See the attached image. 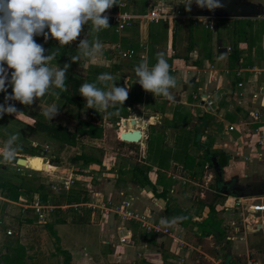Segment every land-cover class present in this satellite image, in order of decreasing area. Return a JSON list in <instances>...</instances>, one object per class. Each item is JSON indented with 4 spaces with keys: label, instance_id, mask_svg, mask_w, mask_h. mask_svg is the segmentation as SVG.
I'll return each instance as SVG.
<instances>
[{
    "label": "crops",
    "instance_id": "obj_1",
    "mask_svg": "<svg viewBox=\"0 0 264 264\" xmlns=\"http://www.w3.org/2000/svg\"><path fill=\"white\" fill-rule=\"evenodd\" d=\"M136 1L137 0H122V2L126 4L125 8L132 5L135 6L138 2ZM154 1L156 0H153L152 2ZM149 5L150 4L145 5L146 9ZM179 6L180 5H178L177 3V6H175V10L178 8L182 9L183 11L182 5L181 7ZM134 8H136V6ZM177 18H180L179 33L174 39L173 45H171V32L174 20L170 24L166 23V31L164 32L165 38L163 37L164 41H162L160 38L154 41V43L149 44V36L151 32L153 33V31L147 30L148 24L146 23L138 24L136 27H133L136 32L135 30L134 32L132 31L135 37H140L139 45L141 47L136 51V57H133V61H136L137 63H135L137 65L141 62L142 58H151L152 50H154L157 52L165 53L168 63L173 66L174 69L170 72V74L177 80L176 87L170 90L172 96L174 97L173 100L169 101L162 96L154 97L152 93L143 90L142 87L136 82L137 77L134 69L129 68L125 72L123 69H118L115 72L111 71V73L115 74L113 76L117 79L115 82L117 86H127L129 88L128 101L124 102L126 106L125 110H127L125 111L126 115H121L126 117L120 116L118 118L119 122L122 119V126H124L123 122L126 124L127 121H125V119H129L130 117H134L139 119V121H142V127H137L141 130L142 136L140 137L139 141L135 143H139L142 145L144 144L141 152L143 153V157H145L146 159L145 163L149 165V179L153 180L158 172H163L168 186V190L165 194L164 199H154L155 197L151 199L152 192H147V188L141 191L143 192V194L140 193V195L142 196L139 198L135 197V195H133L132 193H129L131 196H134L133 205L136 208H143L145 206L152 207L154 213L158 214H160L164 210V208L169 205L180 209L185 215V221L183 222V224H179V226L175 224L171 225L177 226V231L179 233L178 237L182 240L183 245H176L166 235L141 234V236H138L133 231L134 235H132L131 242L124 245V248L125 246H127V249L123 251L122 246H120V251L122 250V252L124 253L123 255L121 254V256L118 258H125L127 255L128 258L131 257L133 261H135V258L138 259L137 261L143 260L144 264H174L177 260V257L180 255L183 257L182 264H246L248 260H250L252 264H264V221H261L260 219V216L262 217L264 216V214H253V217L250 216V222H247L246 219V223L244 224L246 231H249L247 227H256L260 229V232L255 231L254 229H250L254 233L249 232L251 233V236L246 233L249 235V238L252 237V239L249 241V244L251 245L248 247L249 249H246L247 252L243 251L245 252V257L242 258H239V256L241 255L239 254L240 252H234L233 250H231V248L225 246L228 244V240H230V233L217 238L215 231L214 233L203 234L204 232L199 226V224L207 214V207L205 205L201 207V209H199V206L201 204H211L214 207L215 211L214 220L218 221V219H216L215 207L217 200L223 201V205H229L233 212V210L235 209L233 208L234 200L238 197H242V200L249 201V195L236 196L229 194V196L221 197L216 196L215 191L211 188L214 194L211 201L206 202L204 200H199L196 205L190 202L187 205V209L181 207L182 205L180 203L179 205L175 204L179 202L178 200H174L175 202L170 203L168 199V195L173 194V188L171 187V182H169V179L171 178L168 177V174L173 173L180 176L181 178H183L182 174L184 173H186L187 175H192L191 171L183 167L180 159L175 160V157H173L174 155L178 154L175 148H177L178 144L180 143L179 136L184 137L187 135L188 137L189 133L194 132L193 135L190 134V137L192 136L193 139L194 135L199 134L200 142L201 138L204 137L203 133H208L206 136L207 138L210 137V139H212V137H214L212 133H209L207 131L206 126H202V129L199 126V132H195V126L196 124H198L197 119L194 117H184L182 113L180 114L179 110L182 109L183 106L197 107L203 112H210L211 116L213 117L211 122L213 120H217L220 124L222 122V124L224 125V133L222 134L226 137L231 136V138H228L226 141H223L224 139L222 141H217L220 136L215 135L216 139L214 142V147H218L219 150L224 151L227 156H230L229 165L220 167L222 170V175L223 172L230 173L229 175L231 177H229L228 179L229 181L231 180L230 182H232V180H234V182H237V177L239 178L249 176V172H254L259 175L264 174V150H262L263 156L261 160H253L252 163L248 165V168L246 170H244L243 168L244 163L240 157L241 154L248 153L250 157L253 158V156L259 149L257 146L254 147V145L251 143V141L253 140V135L248 134L247 128L251 127L252 125L249 124L252 120L250 113L257 110L262 115H264V105L259 106L256 103L254 104L253 102H251L249 100L248 92L257 89L258 87L264 88V25L261 24L263 20L259 18V16L255 18H231V20L233 19L232 21L223 20L220 22L221 29L217 32H214V34H207V32H204L205 39L203 40L200 35H198V31H201L202 29L210 30L209 28H206L202 24H199L200 26L198 27L202 26L203 28L201 29L197 27L195 28L196 31L194 30L192 32L191 28H189V25L186 26L185 24V19L187 17L181 16ZM241 19H250L255 23L253 24V29H251V31H255L254 40H249V35H251V33L246 29V22H243V24H245L242 27L243 36H240V34L237 32L236 26L232 27L234 22L236 23L237 21H241ZM192 23L194 25H198L193 21ZM222 37H226L230 39V41H228L227 43L223 42V44L225 45H222V40L225 39ZM127 42L128 44H132V42ZM154 46L156 49L153 48ZM227 47H229V50L226 49ZM139 55H142L143 57L141 58L139 57ZM155 61L156 60H153L152 63H149V66L151 67ZM252 67L253 69H251ZM223 69H227L229 72L227 74H224L222 72ZM236 69L240 70L239 76L237 77L234 76V72ZM236 81H241L242 83V88L245 92L243 97L237 95V91L241 90V87H237L235 85ZM129 82H132L134 84V87H136V93L134 96L130 95L131 89L129 86ZM203 94L210 95L211 99L214 102V106L212 108H206L202 106V101L198 98V96H203ZM22 116L27 117L23 114ZM165 119L168 123H166ZM30 120L29 124L32 122V119ZM111 123L112 122L105 120L103 117L101 122L103 131L104 127L109 126ZM174 123L175 127L169 126ZM229 124H233L234 129L232 131H225L226 126ZM257 124L259 126H262V128L264 129L263 122L258 121ZM132 129L133 128L128 126V130ZM116 133L119 136L120 132L117 131ZM153 137L159 143V146H156L155 153H151V155H149V148H147L146 146V140L151 141ZM168 137L174 140V149L173 147L165 144V138ZM183 137L182 143L187 144L188 138L183 139ZM100 139H94L93 142H96ZM210 139L202 142V144H205L207 146ZM189 141L192 142V140ZM118 142L124 143L120 141ZM187 146L188 144L186 145V147ZM164 147H170V154L172 155V157L169 159V163H167L166 166L159 163L160 156L162 158L163 155ZM205 148L206 147L203 145V147L198 150L199 152L196 153L198 154V156H196L198 159L201 154V150ZM210 156L215 158V156L212 154ZM36 159H39V157H26L22 166L31 170H40L34 164L36 163L35 161H37ZM103 164V162H100L99 164L91 163L87 165L86 168H89V166L93 165L102 167ZM176 164H179V169L183 168V170L180 171L181 174L172 172V165ZM208 164L209 163H205V165L201 167V169H208ZM105 168L110 169L108 168V166H105ZM65 170L67 171H65L64 174H67V172L69 173L70 171L68 169ZM194 171L196 172V170ZM102 174L104 175L105 173ZM109 174L114 176V173L112 172H109ZM174 181H178L179 185L181 184L179 179H174ZM188 182H190L189 179L186 180V183ZM235 184L237 189H241L239 188L240 184ZM169 192H171V194H169ZM118 193L119 195H121V197L125 195V192L123 191H119ZM145 193L146 196L144 195ZM97 194L99 195V197L104 198L101 193ZM126 195L128 194L126 193ZM185 195L187 196V194ZM253 196H257L258 200L262 199L261 197L264 196V191L263 193L261 192L258 194H253ZM185 200L187 199H182L180 200V202H183ZM3 201L6 203L14 202L7 200ZM236 209L240 210V212L243 210L242 207ZM168 220L171 222L173 218H170ZM253 221L257 223L252 224ZM261 223L263 224L262 227ZM219 224L220 223H218V228L222 232ZM189 231L190 234L188 233ZM210 237H212L213 240H209ZM239 238L242 239L241 236ZM260 239L263 243V246H261V248L258 244V240ZM130 248L131 250L135 249L134 255L131 252H129L130 254L125 255L126 250ZM137 252L141 254L140 257L136 256ZM252 253H255L254 259L249 257V255ZM167 255L174 256L173 262H167L165 260L164 256Z\"/></svg>",
    "mask_w": 264,
    "mask_h": 264
},
{
    "label": "rangeland",
    "instance_id": "obj_2",
    "mask_svg": "<svg viewBox=\"0 0 264 264\" xmlns=\"http://www.w3.org/2000/svg\"><path fill=\"white\" fill-rule=\"evenodd\" d=\"M137 1L135 5L136 8H134L135 6L132 5L126 8L124 7L123 9L130 11L131 13L134 14H141L146 11V7H145L146 4L153 3L152 2L153 0H137ZM185 1L187 0H184V2L183 0H179V2H183L186 4L187 2ZM257 1H261L264 3L263 0H257ZM161 2L163 3V8L165 13L168 14L175 13L176 11L175 6H177L178 0H162ZM178 5H180L179 7H181L182 5L183 10L185 12L186 10L185 5L182 3H178ZM188 19L189 18L185 19V24L186 26L189 25V28H191V31L193 32L195 28L200 26L199 24L201 23L196 22L198 25H194L192 23V20L190 19L188 21ZM174 20H178L175 29L176 31L175 38H176L179 33L180 18L176 17L174 18ZM210 20L213 23V27H214L212 30L202 29L203 28L202 26L198 27L202 29L201 31H198V35H200V37L203 40L205 39L204 32H207V34H211V33L214 34V32H217L221 29V25H220L221 21L223 20L230 21L231 18L228 19L210 18ZM243 22L247 23L246 29L251 33V35H249V40H254L255 31H251V29H253L252 27H254L253 24L255 23L252 20L241 19V21H237L236 23L234 22L232 27L236 26L237 32L240 34V36H243L242 27L245 25L243 24ZM263 22H261L262 25H264ZM133 23H134L133 27H136L138 24L141 23L148 24L147 30L153 31L154 34L158 35V37H155V40L161 38V40L164 41L163 37L165 38L164 32L166 28V22L159 21L157 23H147L143 20L134 19ZM133 27L129 28L128 31L124 33L122 32L121 34H113L109 30L107 35L103 36L101 34L99 35L100 36L99 38L106 36V39L109 40L107 41V44L109 45L108 47L110 48H113L115 43H120L124 39L132 43H139L140 37H135V35L133 34L135 29H133ZM86 33L89 37V35L91 34L89 28L86 29ZM222 38H225L224 40H222V45H225L223 44V42L227 43L228 41H230V39L226 37H222ZM102 44L104 46L103 42ZM126 45L127 44H123L122 47H126ZM133 48L136 49L134 45ZM152 51L155 54L159 53L154 50ZM82 58L83 56H81V59ZM96 60L97 58L92 59V61H96ZM127 61L128 60H125V62ZM109 62L112 63L111 60ZM84 66L85 65L82 66L81 64H79V62H76L72 69L76 74L80 75V77L83 78L84 83H96L97 82L96 73H92L91 75H88V77L85 78ZM5 68H7V66H5ZM128 69H129L128 67L126 68L123 67L124 72L127 71ZM108 70H109L108 68H105L104 69L105 72L103 71L101 73H109L112 76L115 75ZM116 80L117 79L115 78V82ZM129 86L131 89L130 95L134 96L136 93V89H135L136 87H134V84L132 82H129ZM11 92H12V88L9 85L6 89V92H3L2 97L11 94ZM127 101L128 99L126 100V102ZM10 102H11L10 104L15 105V107L18 110V113L5 114L3 117H0V148L3 147L4 142L8 139V137L11 134H14L18 131L20 134V138L17 141V144L22 146V148L29 149L32 148L30 144L31 141L38 143L39 144V146H37L39 148L38 156L42 157L43 159L40 157L39 159H36L37 161H35L36 163L34 164L40 169L37 171L31 170L29 168H25L23 166H20L19 169L17 170L15 167V161L5 163L2 161V159H0V175H3L4 177H10L13 176L14 174H22L29 176V178H33V177L38 178V181L43 182L44 184L47 185V191L48 193H50V196L53 197L52 200H50L49 202L51 205H54V203H56V205L65 203L61 201V199L58 196L59 193H61L62 191H64L63 193H67L70 190L71 191L78 190L81 192V190L79 189H84L85 197H86L85 200L89 199L92 201L95 199V196H97L98 194L95 195L93 198L92 193L87 192L84 186L79 185L80 181H75V185H73L72 187L69 186L67 190L59 189L57 191H53L48 188L50 180H55L54 179L55 177H60V176L64 177L65 175L64 173L65 171H67L65 169L75 170L74 172H77L76 170L80 168L81 164L80 162H75V163L71 162L70 158L72 155L83 151L85 153L94 154L95 156L98 157L100 162L104 163L103 166L101 165L102 167L100 166L97 167L96 165H93V166H89V168L88 167L83 168L85 173V175H83V178L85 180L90 181V190H95L97 191L96 193H101L104 199L108 197L114 201L119 200L121 198V195H119L118 193L119 191L125 192L124 193L125 195L126 193L127 194L132 193L138 198L142 196L140 195V193L143 194V192L139 191L135 186L130 185L127 182H124L123 180L115 181L116 174L114 173L115 171L113 172V170L117 169L118 165L124 162L129 164L133 162H140V163L143 161L146 162V159L145 157H143V153L141 152L144 147L143 146L144 144L142 145L139 143H130V144L119 143L117 138L118 135L116 133L118 130V125H116L114 122L111 123L109 126L104 127V131L101 139L97 140L96 142L84 140L74 147L59 146L55 142L44 138L42 135L35 134L29 131V126H30L29 122L31 121L30 118L24 117L22 116V114L19 113V109L21 108L43 113V110L48 105L55 103L59 105V111H58V115H56L51 120L54 121L55 123L64 125L67 129H72L75 125L77 114H80L81 116L87 118V110L89 108H86L85 105L86 101L83 97H82L83 107L79 111V113L77 112L76 107L74 105L63 102V99H61L60 97H54L50 94H46L43 98L35 100L34 103L29 106H25L21 104L19 101H15V100H11ZM179 112L180 114L182 113L184 117H194L197 119L198 124H196L195 126V132H199V128H198L199 126L201 129L203 128L202 126H206L207 131L214 135V137L210 139V137L208 138L206 137L208 133H203L204 137L201 138V144L202 142H205L208 139H210L205 149L213 153L212 155L220 152L218 147H214L215 145L214 142L216 139L215 135L220 136L217 141H222L223 139H224L223 141H226L228 138H231V136L226 137L225 135L222 134L224 133L223 131L224 125L222 124V122L221 124L217 120L215 121L213 120L211 122L213 117L211 116L210 112L208 111L203 112L197 107H187V106H183L182 109L179 110ZM122 115H125V111L122 113ZM94 122H96V120H94ZM119 125L121 126V120L119 122ZM193 133L194 132L189 133L188 137L187 135L184 137L179 136L180 143L178 144L177 148H175V146L173 145L174 144L173 139H170L169 137L165 138V144L170 147H173V149L175 148L176 152H178L176 156L182 157L183 152L185 153L187 152L188 154L187 157L188 158L191 157L189 161H194L192 165L194 166V170H196V172L194 173L195 175L194 174L187 175L186 173L182 174L183 175L182 177L185 178L186 180L189 179L190 182L179 185L178 181L176 182L174 181V179H169V182H171V187L173 188V192H172L173 194L169 192V194L171 195H168L169 202L173 203L176 200H178L179 202L175 204L179 205L180 203L182 205L180 206L186 209L188 208L187 205L190 202H192L194 205H196L199 200H204L206 202H209L212 200L214 195L211 190V188H213L214 185V175L212 173L213 170L211 168L201 169V166L195 164L199 162L201 158L199 157L198 159L196 157L198 156V154L196 153L199 152L198 147L196 148V146L189 141L192 140V136L190 137V134L193 135ZM182 137L183 139L188 138L187 147H186L187 145L186 143H182ZM44 145H46L47 148L42 151ZM156 145L157 143L155 142V145L149 149V155H151V153H155ZM170 147L163 148L164 149L163 155L160 162L164 166H166V164L169 163L170 161L169 159L172 157V155L170 154V149H171ZM19 156L21 157L24 155L21 154ZM229 158L230 156L229 155L227 156L225 154L224 159L222 160V165L224 167L226 165H229L230 162ZM177 159L181 160L182 158L178 157ZM105 166H108V168L110 169H106ZM172 166L173 168L171 170L174 173L179 174L180 171L183 170V168L181 169L178 168L179 164ZM29 170H31V172ZM108 171L114 173V176L109 174ZM102 173L105 174L103 175ZM229 174L230 173L223 172L222 178L223 180L225 179L224 180L225 183L228 182L229 177H231ZM36 178L32 179V181L37 182ZM236 180L237 182L235 181V183L240 184L239 188H242L244 185H247V183L253 184L254 182L256 183L260 181L264 182V174L259 175L254 172L253 173L249 172V176L239 177V178L237 177ZM148 190L149 189H147L146 191ZM185 194H187V196ZM20 197L23 198L22 196H19L18 200L12 203L4 202L3 200L5 199L0 197V253L4 252V247L7 244H12L14 239H18L19 242L25 246V254H26L25 258L29 264H63L62 262L63 256L59 250H65L68 252L70 258L69 264H144L143 260L137 261L138 259L134 257L135 261H133L131 257L128 258L126 254H130L129 252H131L134 255L135 252V249L131 250V248L126 250L125 258L119 259L118 257H120L121 254L123 255L124 252H122V250L120 251L121 247L118 246L117 244L118 233H116V227H115L116 222L114 221L113 223L111 219H109L108 222L106 221L104 223H98V222L90 223L87 217V213H88L87 209L83 207H81L76 211L66 209L63 212L62 211L60 212V213H64L65 223L52 225L58 237L57 241H55L54 238L43 227L44 222H52L54 217H56L55 215L57 214H55V211L53 210L54 208L57 207H54L51 211H49L47 215H45L44 218L40 220L41 222L39 220L38 221L36 220V222H32V223L22 222L19 225H17L16 222L17 217L20 214H23V216L25 217H31L33 213L32 211L27 210V208H29L28 202L26 200L22 201ZM152 198H154L153 195H151V199ZM261 198L262 199L258 200L257 196H253L252 194H249L248 202L258 203V201L259 202L264 201V196ZM182 199H187V200L180 202V200ZM56 200H58V202H56ZM2 202L5 203L4 206ZM222 203L223 201L221 200H217L216 202V206H215L216 219H218L220 223L219 226L222 229L223 235L225 236L226 234L230 233L232 237V238L230 237V240H228V244L225 246L231 248V250H233L234 252L237 253L240 252L239 254L241 255L239 256V258L245 257L244 254L245 252H247L246 249L251 245L249 244V241L252 239V237L249 238V235L251 233H254L251 230L254 229L255 231L260 232V229L256 227H252V228L247 227L249 231H246V228L244 227V224L246 222H243L244 215H247V222L248 221L250 222L251 219L250 216L247 214V212L244 210L240 212V210L238 209H234L232 212L231 207L229 205H223ZM225 206H227L228 208ZM260 219L261 221H264V216L262 217L260 216ZM7 230H9L10 233H7ZM133 231L138 236L139 235L141 236V234H143L141 231L137 230L135 226H133ZM188 233L190 234V231ZM246 233H248L249 235ZM240 236L242 237V239L239 238ZM209 240H213L212 237H210ZM258 242L261 248V246H263L261 239L258 240ZM122 249L124 251L125 249H127V246H125V248L124 246H122ZM249 257L254 259L255 253L250 254ZM164 258L167 262H173L174 260L173 255H167L164 256Z\"/></svg>",
    "mask_w": 264,
    "mask_h": 264
},
{
    "label": "clouds",
    "instance_id": "obj_3",
    "mask_svg": "<svg viewBox=\"0 0 264 264\" xmlns=\"http://www.w3.org/2000/svg\"><path fill=\"white\" fill-rule=\"evenodd\" d=\"M193 2L197 7L209 11L227 7L226 0H188L187 4L178 0L177 3H183L190 11ZM114 5H119L118 0H0V92H6L9 85L12 88L5 100H15L29 106L46 94L60 97V93L67 92L66 73L70 64L50 66L60 54V49L45 55V48L34 37L42 35L45 41L49 37L55 38L62 48L76 41L84 25L88 24L94 38L89 40L86 36L81 39L77 45L79 54L70 59L79 62L81 56L99 58L103 55V44L98 34L110 27L109 17L105 13ZM199 19L205 23L208 18ZM9 68L12 69L10 77ZM134 71L136 82L143 90L154 97L162 96L169 101L174 99L170 90L176 87L177 80L170 74L171 66L165 53H157L156 63L151 67L148 58H142ZM114 82L111 74L102 73L96 83H83L79 93L86 101V108L106 112L109 116L118 115V111L108 110L123 106L128 99L129 88L116 86ZM58 111L59 105L53 103L42 114L50 121L58 115ZM17 113L15 105L0 104V117ZM19 138L17 131L4 142L0 148L3 162L18 161V153L22 150V146L17 144ZM183 219L182 216L176 217L170 222L167 218H161L160 224L169 227Z\"/></svg>",
    "mask_w": 264,
    "mask_h": 264
},
{
    "label": "trees",
    "instance_id": "obj_4",
    "mask_svg": "<svg viewBox=\"0 0 264 264\" xmlns=\"http://www.w3.org/2000/svg\"><path fill=\"white\" fill-rule=\"evenodd\" d=\"M187 2V1H185ZM184 6V5H183ZM116 5H114L111 8V11L114 10ZM143 9V8H142ZM191 18L188 19V21ZM174 20V18H173ZM192 20V19H191ZM178 23V20L173 21L172 25V32H171V45H173V41L175 39V34H176V25ZM110 27L108 29H105L101 31L99 35H107L109 30L111 33L115 34L113 31V27L111 23L109 22ZM134 23L132 22L131 26L129 28H132ZM180 26V23H179ZM89 28V31H91V25L88 26V24L84 25L83 31L81 32L80 37L77 38L76 41L71 42L69 45H65L64 47H60L59 42L55 38L49 37L47 41H45L44 37L42 35L40 36H35L34 39L37 43L41 44L45 48V55H48L50 52L54 51L55 49L59 48L60 49V54L56 57L55 60H53L50 63V66L52 65H58L59 67H63L65 63L70 64V67L67 69L66 73V86H67V92H62L60 93V98L63 99V102L72 104L76 107L77 112L82 109L83 107V102H82V96L79 93V88L80 86L84 83L83 78L80 77V75L76 74L73 71V66L76 62H73L70 57L73 55H78L79 54V49L77 48V45L79 44V41L81 39H84L86 36L89 40H92L94 37L92 34L87 35L86 29ZM129 28H126L123 30V33L128 31ZM47 31V29H45ZM166 31V28H165ZM100 37V36H99ZM150 42L149 44L154 43L155 37H158L157 34H153L152 32L150 33ZM101 42L104 43L103 46V55L99 58H97L96 61H92V59L85 58L83 57L80 61L79 64L84 66V72H85V78L88 77V75H91L92 73H96V77H98L101 72L104 71L105 68H108V71L115 72L118 69H123L128 67L130 69H135L137 66V62L133 61V57H136V51L141 47L139 43H132L128 44L127 40H123L120 42V45L122 47L123 44H127L126 47H122L123 49H130L133 52V55L131 58H120L115 56V54L112 52V48L108 47L109 45L107 44L108 39L105 37L99 38ZM157 39V38H156ZM133 45L136 47V49L133 48ZM155 48V46L153 47ZM156 49V48H155ZM151 58H149V62H152L153 60H156V55L153 51L151 53ZM111 60L112 63L109 61ZM118 60V61H117ZM125 60H128L125 62ZM136 62V63H135ZM156 62V61H155ZM4 66H7L6 64ZM123 66V67H122ZM12 69H8V73L11 74ZM106 71V70H105ZM104 71V72H105ZM58 92L59 89H56ZM3 92H1L0 96V104H10L11 100L6 101L5 97L3 96ZM125 104L123 106H117L116 109H109V112H115L118 111V115H112L109 116L106 112H98L97 110L93 108H89L87 110V118L82 117L80 114H77L76 117V122L75 125L72 129H67L64 125L55 123L52 120H48L44 117L42 113L35 112L32 110H26V109H19V112L30 119H32V122L30 123L29 126V131L35 134L42 135L44 138L51 140L58 144L59 146H70L74 147L78 145L80 142L84 140H89V141H94V139H100L102 137V132H103V127L101 125L102 119L104 117L105 120L110 121V122H118V118L122 115V113L125 110ZM126 115V112H125ZM121 117H126V116H121ZM94 120H97L94 122ZM122 121V119H121ZM166 123L167 120L165 119ZM169 125V124H165ZM169 126L175 127V123L171 124ZM118 132L123 131V126L121 122V126L117 130ZM199 138V134L194 135L192 139V143L198 147V149H201V146H205V144H201L200 140L199 142L196 141V138ZM155 142L157 143V147L159 146V143L156 141V139L153 137V139L146 140V146L147 148L150 149V147H153L155 145ZM208 145V144H207ZM39 148H22V150L18 153V155L22 154L25 155L22 158L26 157H40L38 156L39 153ZM213 153L209 152L207 149L201 150L200 154V161L195 163L196 165H199L203 167L205 163H209L208 156ZM225 152L221 151L217 154H214L215 156V161L218 163L219 167H222V160L224 159ZM187 153H183V156H176L175 160L177 158H182L181 162L183 164V167L186 168L187 170L191 171L192 175L195 173L194 171V166L192 163L194 161H189L190 158L187 157ZM42 158V157H40ZM43 159V158H42ZM161 156L159 161L161 160ZM71 162H80V168H84L87 165L91 163H96L99 164L100 161L95 156L94 154L90 153H85V152H78L74 155L71 156L70 158ZM161 163V162H159ZM31 172V170H29ZM115 171V172H114ZM113 172L116 174L115 181L117 180H123L124 182H127L130 185L135 186L139 191L145 190V188L149 189L152 192V195L155 198L158 199H164L165 194L168 190L167 186V181L163 175V172H158L155 175V178L153 180L149 179V165L147 163L143 162H133V163H121L118 165L117 169H114ZM195 175V174H194ZM214 175V185L212 190L215 191L216 196H223L221 195L218 190H217V185L221 183L222 186L227 187V191L230 192L232 195H249V194H258V193H263L264 191V182H254L253 184H248L244 185L241 189L236 188V184L234 180L232 182L228 181L222 184V181H218V177L213 171ZM29 178V176L22 175V174H14L13 176L10 177H4L3 175H0V197L7 201H17L19 196H24L26 198V201L29 202L34 196L37 197L38 202L40 204H46L49 203L50 200H52V196H50V193L47 191V185L44 184L43 182L38 181L33 182L32 179ZM49 188V187H48ZM80 191H69L67 193H59V198L61 201L65 203H71V202H79V201H84L86 199L85 197V191L84 189H79ZM58 202V200H56ZM3 203V202H2ZM5 203H3L4 206ZM56 205V203H54ZM207 207V214L206 217L203 218L202 222L199 224L200 228L204 232L203 234H209V233H214L216 232L217 238H220L223 234L218 228V221L214 220V207L207 203V204H201L199 206V209L203 206ZM2 208V207H1ZM59 208H54L53 211H55L56 217H54L52 222H44L43 227L48 231V233L54 238L55 241L58 240V237L55 233V230L53 229L52 225L53 224H63L65 223V218H64V213H60ZM27 210L32 211L30 208H27ZM26 210V211H27ZM164 218L170 219V218H176V217H184L183 220L178 221L175 223V225L183 224L185 221V215L184 213L172 206H166L164 210L160 213ZM37 218L36 215L32 213L31 217H25L23 214H20L17 217V225H19L22 222L25 223H32L36 222ZM9 235V234H7ZM60 253L62 254V262L63 264H69V254L65 250H59ZM26 254H25V246L19 242L18 239H14L12 244H7L4 247V252L0 253V264H29L26 261Z\"/></svg>",
    "mask_w": 264,
    "mask_h": 264
},
{
    "label": "built area",
    "instance_id": "obj_5",
    "mask_svg": "<svg viewBox=\"0 0 264 264\" xmlns=\"http://www.w3.org/2000/svg\"><path fill=\"white\" fill-rule=\"evenodd\" d=\"M119 5H116L114 10H109L105 14L109 17V22L111 23L113 27V31L115 34H121L123 30L126 28H129L133 22L134 19L143 20L147 23H157L159 21L166 22L170 24L173 21V18L181 17L183 16L182 9H176L175 13L168 14L165 13L163 8V3L160 0L154 1L152 4H150L146 11L141 14H134L127 10H124L125 3L122 1H118ZM264 21V13L259 16ZM194 23L199 22L204 27L209 28L210 30L213 29V23L211 22L210 18L207 19V21L204 23L202 20L197 18H191ZM229 50V47L226 48ZM112 52L115 54V56L120 58H131L133 55V52L130 49H123L120 45V43H115ZM139 57H143L142 55H139ZM156 62L153 63V65ZM171 66V71H173V66ZM253 69V67L251 68ZM239 69H236L234 72V76H239ZM222 72L224 74H227L229 71L227 69H223ZM235 85L237 87H241V90L237 91V95L240 97H243L245 92L242 88L241 81H236ZM249 100L256 103L259 106L264 105V88L258 87L257 89H254L250 92H248ZM198 98L202 101V106L206 108H212L214 106V102L211 99L209 94H203V96H198ZM250 116L252 117V120L249 124H252L251 127L247 128L248 134L253 135V140L251 143L254 145V147H258V151L255 153L253 158L250 157L248 153L241 154L240 157L243 160L244 163V170L248 168V165L252 163L253 160L260 161L263 156L264 150V129L262 126H259L257 123L263 122L264 123V115H262L259 111L255 110L250 113ZM260 119V120H259ZM128 118L125 119L127 121ZM116 125H118L119 128V121L115 122ZM254 124V125H253ZM234 129L233 124H229L226 126L225 131H232ZM250 132V133H249ZM118 141L124 142V143H131V142H125L120 140V138L117 136ZM32 148H35L39 146L38 143L31 141ZM47 148L46 145L43 146V150ZM41 151V153H42ZM18 157H20L18 155ZM255 158V159H254ZM15 167L18 170L20 165H17L15 163ZM75 170H70L68 174H65L64 177H55V180H50L49 182V189L53 191H57L59 189H65L67 190L68 187H72L75 185V181H80V186H84L87 192L92 193L93 198L97 193L95 190H90V181L85 180L83 178V175H85L83 168H78L76 170L77 172H74ZM73 172V173H72ZM168 177L171 179H179L181 184L186 183V179L181 178L180 176L170 173L168 174ZM52 181V182H51ZM64 192V191H62ZM147 192H151L148 190ZM146 195V193H145ZM22 201H25L26 198L22 196ZM134 196H131L130 194L124 195L119 200H112L110 198L102 199L99 198L98 195L95 196L94 200H84L79 202H72V203H62L59 205H51L50 203L46 204H40L38 202L37 197H33L29 202L28 206L32 210L33 214L36 215L37 221L42 220L45 215L49 211H51L54 207H57L60 209V211H65L66 209H70L73 211H76L80 209L81 207L87 209V217L88 221L90 223L98 222V223H104L108 222L109 219L114 223L116 222V233H118L117 236V244L118 246H124L126 244H129L132 239L133 235V226L137 228V230L141 231L143 234L146 235H166L170 238V240L175 243L176 245L180 246L183 245L182 240L178 237L179 233L177 231V226L170 225L169 227H164L160 224L161 218H164L161 214L154 213L152 207L145 206L143 208H136L133 205V199ZM136 197V196H135ZM138 198V197H137ZM242 197H238L234 200L233 208H239L242 207L244 211L247 212V214L251 217H253V214H264V202H258V203H251L246 200H242ZM242 210V211H243ZM247 215H244V222H246ZM41 222V221H40ZM257 222L253 221L252 224H255ZM263 224H261L262 227ZM264 226V225H263ZM7 233H10L9 230H7ZM137 257H140V253H136ZM183 257L178 256L177 260L174 264H182ZM246 264H252L250 260L246 262Z\"/></svg>",
    "mask_w": 264,
    "mask_h": 264
},
{
    "label": "water",
    "instance_id": "obj_6",
    "mask_svg": "<svg viewBox=\"0 0 264 264\" xmlns=\"http://www.w3.org/2000/svg\"><path fill=\"white\" fill-rule=\"evenodd\" d=\"M188 2V0H187ZM187 4V3H186ZM227 7L224 9H215L209 11L207 8H200L193 2L190 6L191 10H183V16L187 18H197V17H207V18H255L264 13V3L257 0H226ZM131 124L134 123L133 118L129 119ZM142 136V132L139 128L132 130H125L119 133V138L125 142L135 143L139 141ZM199 138L196 137V141ZM201 148L203 146L199 145ZM209 164L208 168L215 171L218 181H222L224 185V180L222 178V170L218 166V163L215 161V158L208 156ZM25 159L18 157V161H15L17 165L22 166ZM231 181V180H230ZM218 192L223 195H229L230 192L227 191V187L222 186L221 183L217 185Z\"/></svg>",
    "mask_w": 264,
    "mask_h": 264
},
{
    "label": "bare ground",
    "instance_id": "obj_7",
    "mask_svg": "<svg viewBox=\"0 0 264 264\" xmlns=\"http://www.w3.org/2000/svg\"><path fill=\"white\" fill-rule=\"evenodd\" d=\"M130 118H133V120H134V123H133V124H131V123L129 122V119H130ZM130 118L127 120V123H126V124L123 122V124H124L126 130H128V126L131 127V128H133V129H137L138 126H139V127H142V121H139V119L134 118V117H130ZM125 129H124V131H125ZM21 158H22V157H21ZM23 159H26V158H23ZM24 161H25V160H24ZM23 164H24V162H23Z\"/></svg>",
    "mask_w": 264,
    "mask_h": 264
}]
</instances>
